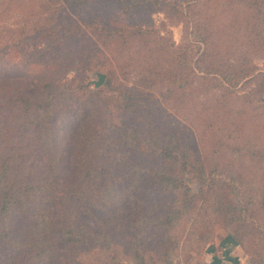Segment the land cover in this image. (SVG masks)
<instances>
[{
  "label": "rangeland",
  "instance_id": "obj_1",
  "mask_svg": "<svg viewBox=\"0 0 264 264\" xmlns=\"http://www.w3.org/2000/svg\"><path fill=\"white\" fill-rule=\"evenodd\" d=\"M1 1L4 4L0 3V56L9 57L15 62L5 64L1 71L10 73L14 71L15 75L6 74L3 79L15 81L11 78H17L18 71L23 73L29 69L24 63H18L21 62L20 59L29 57L33 52L41 61L56 56L53 51H47L46 47L48 39L52 41V37L48 38L45 35L40 39L36 32L21 31L22 25L28 23L29 19L37 17L39 12L46 10L45 3L59 7V4H63L65 0ZM258 1L208 0L207 4L194 5L192 12L183 11L180 14L168 8H161V0H93L90 7L84 6L82 3L79 8H75L78 11L68 10V14L76 15L78 13L80 17L96 18L101 23L108 25L137 23L145 29H157L160 35L165 36L169 41L173 40L177 46L192 43L194 52H196L190 62L198 73H200L197 70L198 65L208 66L212 59L227 70L230 68V64L243 68L251 63L257 71H264V49L259 47L262 46L260 43L264 40L255 36L259 19L257 11L261 5ZM29 6L34 7L35 11H28ZM53 9L54 7H52ZM54 15L57 14H52L51 20ZM46 18L49 22L50 15ZM58 18L63 23L70 21L66 14H60ZM10 28H13L14 31H9ZM50 32L52 33V31ZM206 33L211 41L212 59H202L203 39H205ZM100 39L108 42L102 36ZM78 40H73L70 43V46L73 45L76 50L64 51L78 65L75 68L70 66L67 73L68 77L75 76L74 78L79 83L86 84L88 92L85 91V95L76 91L73 98L70 97L64 102L63 108H66L65 111H68V114L65 112L55 115L53 128L59 133H57V140L53 144L51 143V146L42 147L38 142L39 139H44L42 134L39 135L41 129L29 131V125L20 120L23 119L22 116L19 117L20 119L13 117L16 108L11 104L8 106L7 96L3 100L1 99L3 107L0 114L4 115L1 127L6 131H8V127L12 130L0 138V150H3L0 161V177L4 176L7 181L16 179L18 182H26L22 185L20 192L9 191V196L13 200H10L6 194L0 196L2 204L5 203L0 206V234H9L11 239L9 242L6 238L4 240L0 237V264H6L7 247H11V245L17 250L19 249V253L15 254L17 260L13 262L14 264H41L38 261L39 256H44L47 259L43 260V264L46 261L51 264H75L76 262L78 264L81 262L83 264H104L103 257L107 256L110 257L108 264H264V106L255 114V110L251 108L249 102H245L244 97H241L254 86L252 82L246 81L251 76L246 77L245 81L238 83L234 88L235 94L240 95L241 98L230 97V99L225 98L222 102L219 101L221 102L218 113L220 116L219 139L214 140L213 130L209 127L211 121L206 112L200 113L198 118L189 116L191 109L185 103L191 101L188 98L191 95H182L178 101L177 91L174 95L177 96L176 102L171 101L166 104L163 99L160 100L166 108V116L158 112L150 122L147 121L145 115H139L140 113H135L131 109L128 113H126L128 110L114 109V106L123 101L125 95L123 90L111 91L115 89L116 85L124 88L137 84L140 86L138 87L140 91L144 89L159 96L162 85L166 84H157L149 88L142 83L140 79L143 72L142 67L132 64L147 65L143 59L144 56L133 54L134 50L131 47L128 54L131 55L132 59L130 60L134 61H125L121 57L120 38L114 40V46L111 47L108 45L100 47L101 42L98 44L100 52L106 57H111L113 63L109 58L106 60L100 54L96 60L82 64L80 61L86 54L83 51L85 45L81 42L80 37ZM37 43L41 44V48L45 50L40 55L34 51V46ZM140 44V41L135 43V45ZM189 72L191 70H188ZM100 73L105 76L102 82L96 85ZM35 78L38 79V76ZM106 78L110 80L107 81ZM188 89L181 88L179 90L182 93L183 91L187 92ZM90 94H93L98 102L104 98H110V100L115 98L113 104L102 102L96 105L94 115L98 126L107 132V130L111 131L113 126L123 125L125 122L143 129L142 133L148 137L145 142H141L145 150L150 147L148 144L153 138L151 127H163L169 123L170 127L182 128L181 135H179L180 140H165V149L175 147L173 152L179 161H185L183 158L185 153L182 152L185 150L191 158L192 165L176 167L174 165L176 159H169L164 162L171 161L170 164L162 169L165 172L173 171L177 175L184 173L181 189L187 194L195 196L196 206L200 201L206 205L216 206L218 211L224 214L218 216L212 212L203 234L199 236L198 240H193L194 238L188 235L193 207L180 206L178 201L173 203L174 198L169 195H161L164 191H169V187L166 186H172L165 175L152 172L157 175L162 187H159L158 180L151 178L153 177L152 173L146 175L150 178L144 177L142 181L136 182L137 177L146 170L137 173L132 170V167L118 163L120 156L127 153L131 147L125 141L116 140L115 144H111L112 142L104 141L105 136L102 134L104 139H96L93 146H95L97 155L100 153L104 156L103 159H98L94 164L80 162L81 148L78 146L80 144L78 139L82 126L76 124L74 118L78 115L77 110L79 111V108L83 107L87 98L92 97ZM261 97H264V94H255L252 99L257 100ZM134 100L135 98H132L129 102ZM58 101L60 102V98ZM255 103L259 102L255 101ZM176 105L183 106L179 110L180 115ZM235 105L237 106L232 108ZM127 108L129 109L128 106ZM12 117L14 121L10 122ZM132 117H135V122L131 121ZM24 118L27 121V117L24 116ZM177 120L182 122L181 126L178 125ZM21 123L26 128L24 133H21L20 130L16 131L22 128ZM166 127L164 126V128ZM191 133L195 134L192 136L198 137V148H196V143L191 140ZM115 135L116 133L114 137ZM117 137L116 135V139ZM200 138L204 139L203 143ZM127 142L132 144V141H128V139ZM162 142V139L158 143L153 142L151 147H154L155 143L158 146ZM19 147L23 148L19 149ZM16 148L19 149L17 153L15 152ZM178 148L182 150L179 155ZM155 160L150 158L147 164L154 166ZM77 166L97 167L100 168V171L111 167L109 171L113 173L112 176L106 175L103 186L101 185L102 181H98L95 185L96 191L84 199V202L92 207L99 217V222L96 224L98 227L96 241L102 256L99 259L90 260L87 258L86 248L89 247L90 242L87 245L75 247H65L64 243L57 244L55 242L52 245L38 243L41 238L38 235L40 230L36 225L37 223L39 225L42 216L40 206L50 208L51 217L57 222L55 226L60 228L66 219L63 205L70 200L69 194L74 178L72 169ZM51 167L57 168L51 169ZM150 168L157 170L155 166ZM124 172L128 173L127 176H131L132 182L126 181ZM45 181H50L51 188L48 185H43ZM31 182L42 184V190H34ZM234 187L237 188V192H240L237 199L233 195ZM48 189H53L52 201L44 202L40 199L35 202L36 197L46 194ZM126 189L136 196L141 193L143 201L139 204L142 209L135 213L134 210L128 211L127 208L121 207L117 210L118 212L115 211L111 215L109 206H106L107 197L109 198V195H112L111 193L116 190H118L116 196L122 197L124 193H128ZM239 197L243 201H250L247 204L242 202V210L249 211L243 215H240L238 211L241 200ZM133 200L136 199L133 197ZM85 203L83 204L85 205ZM164 205H167V209L173 206L176 214L165 228L161 225ZM198 211L201 219L207 215L203 213V210ZM155 212H157L156 215H154ZM127 213L130 215L128 218H126ZM181 213L184 214L181 215ZM196 214L198 215V213H194V215ZM142 216L143 218H141ZM79 220L85 221L87 226L88 224L93 226L97 221L95 215H84ZM109 220L112 221V230L105 227L108 226ZM236 227L241 231L251 228L253 232L241 233L240 236V233L236 232ZM209 229L211 230L210 234ZM234 232L236 233L234 239L237 241L240 239V242H236L229 236ZM53 238L55 241L59 240L57 233ZM106 250L107 254L103 256ZM53 253H57L55 255L57 258L54 260H52Z\"/></svg>",
  "mask_w": 264,
  "mask_h": 264
},
{
  "label": "trees",
  "instance_id": "obj_2",
  "mask_svg": "<svg viewBox=\"0 0 264 264\" xmlns=\"http://www.w3.org/2000/svg\"><path fill=\"white\" fill-rule=\"evenodd\" d=\"M92 1L93 0H65L63 4H59V7L53 6L51 3H45L47 5L46 10L39 12L37 17L29 19V24L24 23L22 25L21 31L25 30L26 33L36 32V34H39L38 38L40 39L45 35H47L48 38L52 37L53 40L51 41V39H48L50 42L48 41V43H46V47L47 51H53V54L56 56H52V58L50 59H43L41 61L37 59V54L33 52V54H31L29 57L20 59L21 62L18 63H24L28 66L29 69L24 71L23 73L18 71L19 76L17 78H11L15 81H5L7 79H3L6 74L15 75L13 74L14 71H12L11 73L9 71H1L4 69L5 64L9 62H15H13L9 57L6 58L0 56V110L3 107V101H1V99L3 100L5 99V96H7L8 106L11 104L14 108H16L13 117L19 118L22 116L23 119H19L21 120V122L29 125V131L37 128L41 129L39 135L42 134L44 136V139H39L38 142L41 143L42 147L51 146L53 142L58 138L57 133H59V131H55L53 128L54 118L55 115L60 113L66 112V114H68V111H65L66 108H63L64 102L70 97L73 98L76 91H78V93L82 92L85 95L88 92V87L86 86V84L82 82L79 83L78 80L74 78L75 76L68 77L67 73L70 66H74L73 68H75L78 65L75 64L74 61H72V59L69 57L70 55L65 53L64 51L70 52L71 50H76V47H74L73 45L70 46V43L73 42V40L79 41L78 37L81 38V42L85 45L83 51L86 54H84V59L80 61L82 62V64L96 60L100 54L104 58H106V60H108L109 56L106 57L102 52H100V47H102V45H108L111 47L113 45V42H115L114 40H118L119 38L122 43L120 44V46H122L121 57H123L125 61H134L130 60L132 58L130 57L131 55L128 54L131 47L134 50L133 54L144 56L143 59H145L147 65H142L141 63H133L132 65L137 64L138 66L142 67L143 72L140 79L142 83H144L149 88L157 84H166L162 85V88L159 91L160 95L155 96L150 91H145L144 89H142L143 91H140L138 88L140 86L137 84L125 86L124 88H120V86L116 85L115 89L111 91L123 90L125 92L123 101L120 104L114 106V109L122 111L128 110L126 113H128L131 109V111L135 113H140L139 115H145L147 121L149 122L155 117L158 112L166 116V108L164 107V103L160 102V100L163 99L166 104H169V102L171 101L176 102L175 100L177 96L179 101V98L182 95H191L190 97H188L191 101L189 103H185L186 106L188 107L189 105L191 109L189 116L191 118H198V116L201 115L200 113L206 112L211 121L209 127L213 130V139L217 140L219 139L218 131H220V127L218 126L220 116L218 115V113L220 111V104L225 98L230 99V97H244L245 102H249L251 108L255 110V114H257V112L264 106V97H261L257 100L252 99L255 94H264V71H257L253 68L254 66H252L251 63L243 68L235 67L232 64H230V68H228V70L223 68V65H220V63L211 58V41L207 33L205 34V39H203L204 52L202 53V59L211 58L212 60L210 65L208 66L201 67L198 65L197 70L200 72L198 73L190 62L191 57H195L196 52H194V45L192 43H186L177 46L173 40L169 41L165 36L160 35L157 29H145V27L137 23H114L108 25L105 23H101L100 21L96 20V18L89 17L86 19L85 17H80L78 13H76V15L68 14V10L78 11L75 10V8H79L82 3H84V6L87 5L90 7ZM207 2L208 0H161L160 4L161 8L163 9L168 8L169 10L177 11L181 14L183 11L192 12L194 5H200L202 3L207 4ZM0 3L4 4V2L2 1ZM258 3H260L261 5L259 6V9L257 11L259 19L255 36L256 38L261 37V39L264 40V0H259ZM52 7H54L53 10ZM29 10L35 11L34 7L32 6H29L28 11ZM52 14L57 15H54L53 19L51 20ZM60 14H66L70 21L66 23L60 22V19L58 18ZM49 15L50 18L48 22L46 17ZM12 29L10 28L9 31H14ZM50 31H52V33ZM101 36L108 42L102 41L100 39ZM137 41H140L141 44L135 45ZM99 42H101L100 47L98 46ZM260 44L262 46L259 47L264 49V41ZM41 46L42 45L39 43L34 46V51H37L39 53L38 55L44 53L45 51L41 48ZM109 59L113 63L112 58L110 57ZM57 69H59V71L56 72ZM188 70H191V72L188 73ZM35 76H38V79H36ZM250 76L251 78L246 81L252 82L254 86L251 87L247 91V93L243 94L241 97L240 95L237 96L235 94L234 88L238 83L245 81L244 79ZM106 80L109 81L110 79L106 78ZM75 81H77L78 83H76ZM112 86L114 87L113 81ZM164 86L166 87L164 88ZM181 88L189 89L187 92L183 91L181 93L179 90ZM177 91L178 95L174 96ZM90 95L92 97L87 98L83 107L79 108V111L77 110L76 113L78 115H76V117L74 118L76 124L78 123L80 126H82L80 137L78 139V143H80L78 144V146L81 148V151L79 153V155L81 154L80 162H88L94 164V162L98 161V159H103L104 156L100 155V153H98L97 155V153L95 152V146H93L96 139L103 138L101 136L102 134H104L105 136V139L103 138L104 141L108 143L112 142L111 144H115L116 140L125 141V143H127V145H131V147L127 153H124L120 156L118 163L120 162L123 165H128L127 167H132V170H135L137 173H139V171L146 170V172H142L141 175L137 177L136 182L142 181V178L144 177L150 178L146 176L147 173H152L154 171L157 174L165 175L172 186H166L170 188H168L169 191H164L161 195H169L171 198H174L173 203H176L178 201V205L180 206H185L188 208L193 207V211L191 212L189 220L190 227L188 229V235L192 236L194 238L193 240H198L200 238L199 236L203 234V230L205 228L207 220H209V218L211 217L212 212H214V214L218 216H223L224 214L219 212L218 208L214 205H206L199 201L196 206L195 196L187 194L181 189V186L183 185L182 182H184V173L182 175H177V173L173 171L165 172L162 169V167L170 164L171 161L164 162L165 160L169 159H176L174 163L176 167H188V165H192L190 156H188V153L185 150H181L182 147L178 148V155L180 154V150L185 153L183 155L185 161L178 160V157L173 152L175 150V147H172V149L168 150L165 149V140H180L179 135H181L180 131H182V128L178 127V129L170 127L169 123H166L165 125H163V127H151L150 131L153 132V138L149 141L150 143L148 145L150 147L145 150L143 148V143L141 142H145L148 137H146L142 133L143 129H139L137 126L130 125L125 122L123 125L121 124L113 126L112 130H107V132L102 127H99L94 115L96 105L102 102H111V104H113L115 98H111V100L110 98H104L102 101L98 102L93 94ZM58 98H60V102L58 101ZM132 98H135V100L129 102ZM118 101L119 99L117 98V102ZM255 101L259 103H255ZM233 102H235L234 99ZM127 106L129 107V109L127 108ZM236 106L237 105L233 106L232 108ZM177 107V112L180 115L179 110H181L183 106L181 105L180 107ZM107 108L110 107L107 106ZM24 116L27 117V121L25 120ZM13 117L11 118L10 122L14 121ZM2 119H4V115L0 114V138L3 134L5 136L8 134V131L12 130L9 129L10 127H8V131H6L1 127V124L3 122ZM131 121L135 122V117H132ZM177 121L178 125L181 126L182 122H180V120ZM12 124L14 125V123ZM21 124L22 128L16 131L20 130L21 133H24L26 132V128L23 123ZM164 126L167 127L164 128ZM115 133L118 136L117 139L116 135L114 137ZM193 134L191 133V140L193 141V143H196V148H198V137L192 136ZM12 135H14V133H12ZM127 139L128 141H132V144H128ZM161 139L163 140V142L157 146V143L160 142ZM200 140L203 143L204 139L200 138ZM153 142L157 143H155L154 147H151V143ZM22 148L23 147H19V149ZM18 150L16 148L15 152L17 153ZM2 152L3 150H0V161ZM150 158L156 159L154 161V166L155 168H157V170H154V168H150L154 167L153 165L150 166L147 164ZM55 168L51 167V169ZM110 168L107 167L106 170L100 171V168L98 169L97 167H73L72 171L74 173V178L72 180V190L70 189L69 194L70 200H68L66 204L61 203L64 204L63 207L66 214L65 222L62 223V226L60 228H57L55 226L57 225V222L54 221V219L51 217L52 211L50 210V208H44L40 206L42 216L39 225L38 223L36 225L40 230L38 235L41 238L38 243H47L48 245H52L55 242L57 244L64 243L63 245H65V247H75L87 245L90 242L89 247L86 248V251L88 252L87 258H89L90 260L102 258L101 252L99 250V244L96 241V239L98 238V227H96V224H98L99 222V217L95 214L94 209L84 202V199L89 194L96 191L95 185L98 181H102L101 185L103 186L104 178L106 177V175H113V173L109 171L111 170ZM127 174L128 173L124 172L126 181L132 182L131 176H127ZM152 174L153 177L151 178L158 180L159 182L157 183L159 187H162L161 181L157 178V175L155 173ZM23 175L21 176V178L23 177ZM8 176L11 177L10 175ZM1 177L0 196H4L5 194L9 196V191L12 190L20 192L22 185L24 184V182H26H18L16 179L7 181L4 176ZM49 182L50 181H45L43 182V185H48V187L51 188L52 184L50 183L51 185H49ZM43 185L31 182V186H33L34 190L37 189L41 191ZM52 190L48 189L46 191V194L36 197L35 202H38L40 199L44 202L52 201ZM126 191L128 193H124L122 197L116 196V194H118V190H116V192L113 191L111 193L112 195H109V198L107 197L106 206H109L111 215H113L115 211L118 212L117 210L121 207H125L124 209L127 208L128 211L134 210L135 213L137 212V210L139 211L142 209L139 204L143 201L141 193H139V196H136L133 195V192L129 191L128 189H126ZM232 191L234 197L237 199V196L240 195V192H237L236 187H234ZM133 197L136 200H133ZM9 199L13 200L10 196ZM82 201L83 203H85V205L82 203ZM0 202L1 206L2 201ZM242 202L244 204H247L250 201H243L242 199L239 201L238 211L240 215L249 212H244L242 210ZM166 209L167 205H164L162 207V213H164V216L161 221V225L163 228L167 227L169 222L176 215L173 206H171L165 212ZM198 210H203V213H206L207 215L203 219L199 218L200 212ZM194 213H198V215H194ZM156 214L157 212L154 213V215ZM182 214L184 213H181V215ZM84 215H95V219L97 220L95 221V225L91 226L90 224H88L87 226L86 223H84L85 221H80L79 219ZM129 216V213H127L126 218H128ZM141 218H143V216ZM107 223L108 226L105 227L112 230V221L109 220V222ZM252 227L253 224L251 228ZM251 228L242 229L241 231L240 228L236 227V232L240 233L241 236V233H252L253 231L251 230ZM56 233L59 236L58 241H55V239L53 238ZM210 233L211 230L209 229V234ZM235 234L236 233L234 232L229 236L234 239ZM105 236L108 235L105 234ZM0 237L2 239L6 238L9 242L11 241L9 234H0ZM234 240L236 242H240V239H238V241L236 239ZM7 248L6 264H14L13 262L17 260L15 254L19 253V249L17 250V248L13 247L12 245L11 247L8 246ZM53 254L54 255L52 256V260L57 258V256H55L57 255V253ZM106 254L107 250L105 251L103 256H105ZM84 255L85 253L83 254V256ZM45 259L46 258L44 256H39L38 261L39 263L43 264V260ZM103 260L104 264H108V262H110V257H103ZM45 264L51 263H49V261H46ZM75 264L78 263L76 262ZM80 264L83 263L81 262Z\"/></svg>",
  "mask_w": 264,
  "mask_h": 264
},
{
  "label": "water",
  "instance_id": "obj_3",
  "mask_svg": "<svg viewBox=\"0 0 264 264\" xmlns=\"http://www.w3.org/2000/svg\"><path fill=\"white\" fill-rule=\"evenodd\" d=\"M104 76H105V75H104L103 73H100V74H99V80L96 82V85H99V84L102 82Z\"/></svg>",
  "mask_w": 264,
  "mask_h": 264
}]
</instances>
